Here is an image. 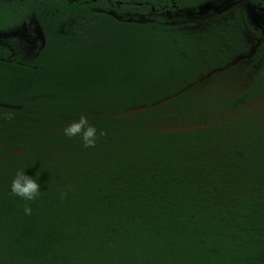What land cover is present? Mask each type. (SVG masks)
Listing matches in <instances>:
<instances>
[{
    "label": "trees",
    "instance_id": "16d2710c",
    "mask_svg": "<svg viewBox=\"0 0 264 264\" xmlns=\"http://www.w3.org/2000/svg\"><path fill=\"white\" fill-rule=\"evenodd\" d=\"M212 1L0 0V264H264V0Z\"/></svg>",
    "mask_w": 264,
    "mask_h": 264
},
{
    "label": "clouds",
    "instance_id": "9594fccd",
    "mask_svg": "<svg viewBox=\"0 0 264 264\" xmlns=\"http://www.w3.org/2000/svg\"><path fill=\"white\" fill-rule=\"evenodd\" d=\"M64 134L68 137L80 135V139L85 147H93L96 144L97 130L89 124L86 116L81 115L79 120L73 122L69 126L63 129ZM10 191L12 194L21 197L26 201H31L37 198L40 193V186L37 183V179L29 177L25 174V170H17L15 177L13 178ZM63 198V193L61 194ZM32 209L28 206L24 207L25 215H30Z\"/></svg>",
    "mask_w": 264,
    "mask_h": 264
},
{
    "label": "rangeland",
    "instance_id": "374dc122",
    "mask_svg": "<svg viewBox=\"0 0 264 264\" xmlns=\"http://www.w3.org/2000/svg\"><path fill=\"white\" fill-rule=\"evenodd\" d=\"M233 0H215L212 2H207L199 8V14L206 13L209 10H220L225 6L229 5ZM248 16L252 24L256 27H262L264 25V10L255 8L251 5L246 6Z\"/></svg>",
    "mask_w": 264,
    "mask_h": 264
}]
</instances>
